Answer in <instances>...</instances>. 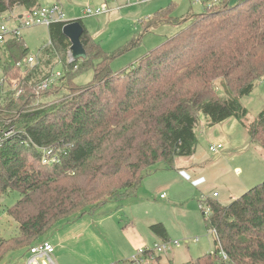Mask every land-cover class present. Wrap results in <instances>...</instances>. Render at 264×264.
<instances>
[{"label":"trees","instance_id":"16d2710c","mask_svg":"<svg viewBox=\"0 0 264 264\" xmlns=\"http://www.w3.org/2000/svg\"><path fill=\"white\" fill-rule=\"evenodd\" d=\"M17 7L39 5L0 0V12ZM175 8L172 3L142 21L146 30L189 25L123 73L112 72L110 57L86 29L85 61L68 63L62 24L48 29L52 44L34 69L18 67L31 54L23 38L0 46L4 85L23 88L18 99L0 97V128L15 130L0 147V201L9 192L21 196L5 210L18 230L0 237V264L45 241L57 224L134 195L154 166L176 170L196 152L200 117L214 126L245 116L240 100L264 79V0H224L184 21L172 16ZM53 68L61 76L44 96L52 103L36 106L37 86ZM88 69L94 79L79 87L76 76ZM249 134L264 149V111ZM45 155L56 161L44 163ZM200 206L207 230L215 232V251L192 264H264V182L228 206L209 197ZM151 230L169 241L163 224Z\"/></svg>","mask_w":264,"mask_h":264},{"label":"rangeland","instance_id":"374dc122","mask_svg":"<svg viewBox=\"0 0 264 264\" xmlns=\"http://www.w3.org/2000/svg\"><path fill=\"white\" fill-rule=\"evenodd\" d=\"M104 1L110 8L115 3V0H37V4L60 3L69 18L78 15L84 28L110 57L111 70L116 74L136 65L189 25V22L163 23L146 30L142 21L147 22L172 3L178 9L173 16L180 21L188 15L204 12L203 5H192L188 0H133L132 6H122L119 11L98 17L81 16L85 7L93 8ZM126 1L119 0L116 4ZM239 1L231 0V3L235 5ZM23 11L22 7L16 8L17 13ZM23 35L34 55H41L49 45V32L45 27L26 30ZM93 79L94 71L88 69L77 74L75 84L86 87ZM1 80L0 74V97L4 95ZM240 103L246 111L241 119L230 118L214 126L202 125L199 120L195 155L178 161V168L187 164L188 170H164L162 165H156L134 195L110 201L71 223L57 224L44 239L58 247L55 253L56 259L60 257L58 264H105L119 252L126 254L131 248L138 251L166 243V252L157 254L158 264H191L213 253L216 236L206 229L200 206L202 197L228 206L264 182V149L253 143L249 134V126L264 111V79ZM212 145L222 147L212 153L209 149ZM215 193L219 196L215 197ZM162 194L165 198H161ZM20 197L18 192H9L1 199L0 237L16 235L18 225L5 210ZM157 222L165 225L168 242L154 236L151 226ZM26 257L27 252L17 251L8 255L2 264H24Z\"/></svg>","mask_w":264,"mask_h":264},{"label":"built area","instance_id":"2783aa9c","mask_svg":"<svg viewBox=\"0 0 264 264\" xmlns=\"http://www.w3.org/2000/svg\"><path fill=\"white\" fill-rule=\"evenodd\" d=\"M140 1V0H139ZM192 5L201 4L204 6H212L218 5L222 3L224 0H188ZM142 2V1H140ZM133 0H127V2L123 6H132ZM121 7H117L116 10L121 9ZM114 9H111L107 4H102L99 7H91L87 6L81 10V16L83 18L87 17H98L105 15L107 13L112 12ZM77 20L70 19L68 15L62 8L60 3H55L51 6H39L30 10L24 9L23 12L17 13L16 8L13 10H9L7 12H0V46L4 47L5 43L12 38L22 39L24 37V32L26 30L45 27L49 29L51 26L55 24H62L63 28ZM51 41L49 40V45L51 46ZM38 55L30 54L26 58H24L20 63H18V67L25 69H34L38 63L37 60ZM67 61L68 63H73L75 60L72 57L71 50H68L67 53ZM51 70V71H50ZM48 70V75L44 78L36 90V106L44 103V106H49L52 102H46L44 96L48 90L55 85L57 79L61 76V72L56 69ZM0 74H3V65L0 63ZM6 87L4 88L3 86ZM4 85L3 79L1 80V87L3 90V96L11 99H18L22 93L23 88H20L17 82L8 85L7 83ZM46 102V103H45ZM43 106V107H44ZM15 134V130L13 128H0V147L4 143L6 139ZM221 145H212L210 147V151L212 153H216L218 149H221ZM48 156L51 155L50 151H45ZM48 152V153H47ZM47 155L44 157V163H52L55 162V158H50ZM218 194L215 193L216 197ZM163 197V196H162ZM206 213H209V210L206 209ZM215 234V232L213 231ZM176 244H178L176 242ZM168 248L167 243L165 245L154 244L152 247L142 248L136 251L134 255H132L128 261L123 264H158L157 254L165 253ZM55 252L54 246L49 241H42L32 247H30L27 251V257L24 264H56L53 255ZM226 259V256L223 255Z\"/></svg>","mask_w":264,"mask_h":264},{"label":"water","instance_id":"95a60500","mask_svg":"<svg viewBox=\"0 0 264 264\" xmlns=\"http://www.w3.org/2000/svg\"><path fill=\"white\" fill-rule=\"evenodd\" d=\"M84 30L79 21H74L63 28V34L70 42V50L75 61H85L87 59V54L81 40Z\"/></svg>","mask_w":264,"mask_h":264},{"label":"crops","instance_id":"0c3cea01","mask_svg":"<svg viewBox=\"0 0 264 264\" xmlns=\"http://www.w3.org/2000/svg\"><path fill=\"white\" fill-rule=\"evenodd\" d=\"M119 0H115V3H114V5H113V7L111 8V9H114L112 12H114V11H119V10H116V8L117 7H121V6H123L126 2H124L123 4H116V2H118ZM122 3V2H121ZM102 4H105V1L102 3H100V4H97V6H94V7H99L100 5H102ZM178 12V9L177 8H175V10H174V12H173V14H172V16L174 15V14H176ZM79 17H78V15H76V17L75 18H71L70 17V19H73V20H77V21H81L80 19H78ZM147 20V19H146ZM81 23H82V21H81ZM82 26H83V23H82ZM84 27V26H83ZM85 29V28H84ZM23 39H24V37H23ZM200 121H201V123H202V125H204V124H207V126H208V122L206 121V119L204 118V117H200ZM210 149V148H209ZM195 155V154H194ZM193 155V156H194ZM192 165L193 166H195L196 164H194V163H192ZM188 168H190L187 164H184V166L182 165L181 166V168H178V164H177V166H176V169L177 170H179V172L180 171H184V170H188ZM165 194H162L161 195V198H162V196H164ZM204 196V195H203ZM219 196V195H218ZM163 198H165V197H163ZM210 198V197H209ZM113 202L114 201H120V200H112ZM110 202V201H109ZM158 223H161V222H157V223H155V224H158ZM161 224H163V223H161ZM164 225V224H163ZM205 226H206V222H205ZM164 227H165V225H164ZM165 229H166V227H165ZM207 229V228H206ZM166 231H167V229H166ZM211 232H213V231H211ZM167 233H168V231H167ZM154 234V233H153ZM214 234V233H213ZM215 235V234H214ZM154 236L157 238V236L154 234ZM168 236H169V234H168ZM215 239H216V237H215ZM49 241V240H48ZM214 245H215V241H214ZM55 248V252H54V255H53V259H54V261H55V263L56 264H58V262H60V257H57V259H56V257H55V253L57 252V250H58V247H54ZM142 248H144V247H142ZM139 249H141V248H139ZM139 249H137V250H139ZM136 251V249H133V248H131L130 250H128L127 251V253L125 254V253H121V252H119V255H117L116 257L114 256V258H112V259H110V260H108V262L107 263H105V264H112V263H117V262H122V263H124V262H126V261H128V259L134 254V252ZM206 255V254H205ZM204 256V255H203ZM200 258V257H199ZM198 259V258H197ZM58 261V262H57ZM192 264V263H191Z\"/></svg>","mask_w":264,"mask_h":264},{"label":"bare ground","instance_id":"6f19581e","mask_svg":"<svg viewBox=\"0 0 264 264\" xmlns=\"http://www.w3.org/2000/svg\"><path fill=\"white\" fill-rule=\"evenodd\" d=\"M47 241V240H46Z\"/></svg>","mask_w":264,"mask_h":264}]
</instances>
